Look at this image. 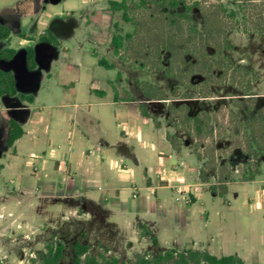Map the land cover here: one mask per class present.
I'll use <instances>...</instances> for the list:
<instances>
[{"label": "crops", "instance_id": "0c3cea01", "mask_svg": "<svg viewBox=\"0 0 264 264\" xmlns=\"http://www.w3.org/2000/svg\"><path fill=\"white\" fill-rule=\"evenodd\" d=\"M111 1L121 0L0 1V25L11 31L10 41L0 42V52L17 51L13 60H0V71L15 75L18 91L0 97L5 102L0 114L6 113L0 129V172L14 175L7 192L0 193V225L7 217L6 205H25L19 215L8 213L12 221L6 228L21 222L37 231L61 223L67 231L81 228L82 244L109 251L153 250L164 241L166 249L179 252L237 255L246 264H264V183L244 199L251 215L261 212L253 224L262 248L240 245L226 256L229 244L222 242V224L231 214V203L214 190L210 176L203 182V163L193 142L184 139L178 145L171 138L163 104L174 100L147 97L141 79L129 76L130 70H140L115 55L113 25L119 13L111 10ZM76 16L83 18L86 31L74 32ZM46 31L58 45L40 41ZM13 34L23 39L24 48L12 47ZM72 43L77 47L72 49ZM29 48L35 51L33 71L27 67ZM104 50L112 51V60L103 56ZM100 60L114 69L102 67ZM102 68L117 71L116 80L94 81ZM28 72L37 74L33 83ZM27 85L34 95L26 94ZM22 95L34 102L23 101ZM11 120L24 132L12 148ZM33 157H40L36 164ZM262 159L250 181L262 177ZM29 212H35L33 219L25 218ZM140 226L148 227L158 243L142 236Z\"/></svg>", "mask_w": 264, "mask_h": 264}, {"label": "rangeland", "instance_id": "374dc122", "mask_svg": "<svg viewBox=\"0 0 264 264\" xmlns=\"http://www.w3.org/2000/svg\"><path fill=\"white\" fill-rule=\"evenodd\" d=\"M240 1L243 11L236 0H181L178 9H173L163 0H148L146 6L141 0H129L133 22H124L122 13L114 20L122 35L135 33L134 38L126 42L122 57L140 71L130 70L129 76L141 79L142 91L143 86L149 85L152 87L149 89L159 97L174 100L163 104L169 112L167 122L174 133L170 134L171 138L178 145L184 139L193 142L197 157L203 163V182H207L210 176L214 190L231 203L227 210L231 214L222 224L225 233L222 242L229 244V249L223 251L226 256L238 250L240 245L262 248L263 241L256 224H253L261 212L251 215L244 199L253 196L264 183V159L260 162L262 177L250 181L259 172V159L264 157V37L245 34L244 29L264 32V0ZM186 3L192 7L191 10L186 9ZM221 3L227 10L236 11L237 29L230 30L235 22L219 9ZM194 24L202 32L207 27L211 34L204 32L201 40L193 32ZM72 28L77 33L86 31L83 18L76 16ZM12 38L13 48H24L22 38L16 34ZM225 39L234 49H227ZM76 47V43L71 44L72 49ZM221 52L231 58L233 68L220 55ZM103 54L108 60L114 57L112 51L104 50ZM143 65L146 69L142 68ZM241 67L257 74V80L249 91H246L247 85L255 75L247 76ZM36 75L28 72L27 78L33 83ZM116 78L117 71L102 68L94 74L93 80ZM32 89L30 85L26 89L24 87L27 95H34ZM180 90H183L181 96ZM193 98L199 102H191ZM4 109L5 102L0 98V110ZM5 117L6 113L0 114V129ZM21 152L27 154L30 148L19 154ZM12 178L14 175L9 170L0 172V193L7 192ZM25 209V205H6L7 217L0 225V264H42L47 245L55 240L66 245L61 264H73L74 244L85 237L81 228L67 231L59 223L36 231L34 227L25 228L21 222L14 228L5 227L12 221L8 217L9 212L19 215ZM35 215V212H29L25 218L33 219ZM149 245L155 247L153 243ZM90 248L92 257L100 261L101 256L118 258L119 264H136L138 256L150 253L154 258L169 250L164 241L153 250L141 247L126 254L109 251L101 245ZM177 261L170 264H177Z\"/></svg>", "mask_w": 264, "mask_h": 264}, {"label": "trees", "instance_id": "16d2710c", "mask_svg": "<svg viewBox=\"0 0 264 264\" xmlns=\"http://www.w3.org/2000/svg\"><path fill=\"white\" fill-rule=\"evenodd\" d=\"M165 3H167L170 7L173 9H178L180 5L182 4L181 0H163ZM141 3L143 6H146L148 4V0H141ZM236 3L241 11H243L244 6L242 5L240 0H236ZM110 8L113 12L122 13V19L126 23H132L133 20L130 17V5L129 0H121V1H111L109 3ZM187 10H191L192 7L190 5L184 4ZM219 9L226 15L227 18L232 19L235 22V25L230 28V30L237 29L239 25V21L237 20V15L235 10H227V8L221 3L219 5ZM183 18L188 19L185 16H182ZM208 23V19H205V23ZM121 30L119 28V25L115 23L113 25V38H112V45L114 47V53L116 56H120L123 58V51L125 48L126 42L131 41L135 33H127L125 36L122 35ZM193 32L201 39L204 38V32L208 34H211L212 31L205 27L204 32L197 29L196 24L193 25ZM245 34H259L264 37V32H261L260 30H249L244 29ZM11 39V31L9 28L0 25V42L1 41H10ZM40 41L45 43H53L58 45L59 42L51 36L50 32L46 31L43 36L40 37ZM225 42L227 43V49H234V46L230 43H228L227 39H225ZM17 55V51L13 49H7L2 52H0V60L3 61H11L13 60ZM221 56H223V52L220 53ZM224 59L228 62L230 68H233V63L231 61V58L229 56H223ZM124 59V58H123ZM99 64L102 67H105L107 69H114V65L110 64L109 62L105 60H100ZM133 65V64H132ZM135 68L136 66L133 65ZM27 67L29 70L33 71L36 68V62H35V51L32 48H29L27 50ZM142 68L146 69V66L143 65ZM160 68V67H159ZM158 68V69H159ZM242 70L247 74V76H254L251 81L248 83V87L246 91H249L248 89L252 86V84L257 80V74L254 72H250L245 67H241ZM143 92L147 97L150 98H156L158 100H163L164 98L159 97L157 94H155L151 89L152 87L143 86ZM154 91L160 92L159 89H155ZM18 94L17 88H16V80L15 75L12 72H5L0 71V97L2 96H16ZM21 99L23 101H27L29 103H33L34 99L31 96H21ZM9 142L8 146L12 148L15 144V142L21 138L24 135L23 130L20 128L19 124L11 120L9 122ZM139 229L141 230V234L144 237H152V240L155 244L158 243L157 239L153 237V234L151 230L146 226H140ZM90 246L84 245L81 242L77 241L74 244L73 247V264H102V261L104 264H119L120 261L118 258H112L107 259L105 256H101L100 261L96 257H92L90 255ZM65 250L66 245L63 241H52L47 245L46 248V254L44 255L42 259V264H61L62 261L65 258ZM177 261V264H190L192 262H196L197 264H246L240 257L237 255L233 256H227V257H215L207 252H196L193 250H186L183 254H181L176 249H169L166 252L158 254L156 257H152L150 253H147L143 256H138L136 264H170L172 261Z\"/></svg>", "mask_w": 264, "mask_h": 264}, {"label": "built area", "instance_id": "2783aa9c", "mask_svg": "<svg viewBox=\"0 0 264 264\" xmlns=\"http://www.w3.org/2000/svg\"><path fill=\"white\" fill-rule=\"evenodd\" d=\"M38 159H40V157H33L32 158V163L36 164V162L38 161ZM134 197H137L136 195ZM261 201L264 203V195L261 198Z\"/></svg>", "mask_w": 264, "mask_h": 264}]
</instances>
